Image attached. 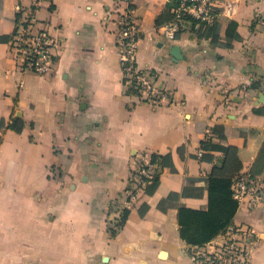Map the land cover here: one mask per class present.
Segmentation results:
<instances>
[{
	"label": "crops",
	"instance_id": "crops-1",
	"mask_svg": "<svg viewBox=\"0 0 264 264\" xmlns=\"http://www.w3.org/2000/svg\"><path fill=\"white\" fill-rule=\"evenodd\" d=\"M19 2L0 0V123L12 113L25 122L1 133L0 264H189L187 249L201 244L180 237L177 207L207 208L216 145L236 147L239 172L264 185V0H218L215 38L194 27L171 40L155 23L168 0H133L138 65L173 91L158 107L125 92L114 0L41 3L37 18L58 39L43 75L19 71L8 50ZM230 21L238 37L226 34ZM142 153L169 160L157 186L126 205ZM232 222L254 228L249 264H264V195Z\"/></svg>",
	"mask_w": 264,
	"mask_h": 264
},
{
	"label": "built area",
	"instance_id": "built-area-1",
	"mask_svg": "<svg viewBox=\"0 0 264 264\" xmlns=\"http://www.w3.org/2000/svg\"><path fill=\"white\" fill-rule=\"evenodd\" d=\"M16 5L14 30L8 41V50L19 71L46 74L51 71L58 39L52 34L46 21L37 18V11L45 0H27ZM218 0H177L171 8L172 17L157 28L159 36L166 40L187 30L191 21L211 24L217 17ZM116 10L115 46L122 73V84L127 95L139 102L158 107L170 103L173 91L159 82L157 70L140 67L137 49L140 27L135 15L133 0H114ZM1 133V131H0ZM148 157L140 155L130 172L129 185L124 192L125 204L129 205L137 190L144 186L140 175H150L151 169L141 167ZM232 193L238 208L253 209L263 201L264 185L258 176L249 171L240 172L232 182ZM217 240L187 249L189 264H249L258 235L247 223H231Z\"/></svg>",
	"mask_w": 264,
	"mask_h": 264
},
{
	"label": "trees",
	"instance_id": "trees-1",
	"mask_svg": "<svg viewBox=\"0 0 264 264\" xmlns=\"http://www.w3.org/2000/svg\"><path fill=\"white\" fill-rule=\"evenodd\" d=\"M177 0H168L164 9L165 17H158L155 23L158 27L171 19V8L174 7ZM196 27L200 36L213 37L218 34V22L214 20L211 24L198 23L191 21L190 29ZM226 34L230 37H238L235 31V23L230 21L227 26ZM12 35V34H11ZM3 128H2V127ZM25 126L24 120L12 113L8 122L2 119L0 123V131L11 129L17 133L21 132ZM0 133V140H1ZM212 146H215L212 144ZM223 152V158L220 163L213 165L207 181L208 203L206 209H194L183 205L177 207V222L179 234L189 244H202L217 234L223 233L228 225H230L233 216L238 208L236 199L232 193L233 179L240 173L241 162L237 156V149L231 145H216ZM148 157L147 163L140 162L141 167L151 169L150 175H140L144 180V190L154 189L159 182V175L162 167L168 163L169 155H161L158 153H142L141 155ZM254 176V172L250 171ZM128 214V209L122 210V213L114 226L108 227L110 234L115 235L117 229L123 225Z\"/></svg>",
	"mask_w": 264,
	"mask_h": 264
},
{
	"label": "water",
	"instance_id": "water-1",
	"mask_svg": "<svg viewBox=\"0 0 264 264\" xmlns=\"http://www.w3.org/2000/svg\"><path fill=\"white\" fill-rule=\"evenodd\" d=\"M172 55L174 56V58L178 57L177 48H174V50L172 51Z\"/></svg>",
	"mask_w": 264,
	"mask_h": 264
}]
</instances>
